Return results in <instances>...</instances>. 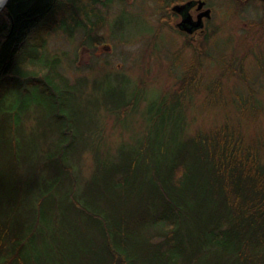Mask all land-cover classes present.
<instances>
[{
  "label": "trees",
  "instance_id": "1",
  "mask_svg": "<svg viewBox=\"0 0 264 264\" xmlns=\"http://www.w3.org/2000/svg\"><path fill=\"white\" fill-rule=\"evenodd\" d=\"M94 1L0 10V264H264L262 139L228 122L188 135L181 102L166 96L148 105L151 128L116 153L83 138L71 100L84 83L71 85L45 47L50 30L95 15ZM103 97L118 115L141 93ZM88 144L97 155L84 181L75 160Z\"/></svg>",
  "mask_w": 264,
  "mask_h": 264
},
{
  "label": "rangeland",
  "instance_id": "2",
  "mask_svg": "<svg viewBox=\"0 0 264 264\" xmlns=\"http://www.w3.org/2000/svg\"><path fill=\"white\" fill-rule=\"evenodd\" d=\"M209 2L213 15L208 31L196 40L171 29L167 0H96V14L82 25L49 31L46 55L59 57V70L71 85L84 83L71 102L79 111L83 138L94 139V151L116 153L143 137L152 126L150 101L166 96L181 102L186 134L228 122L247 141L262 139L264 161V4ZM127 85L130 91L139 90L141 98L134 111L127 113V108L117 115L101 103L103 95ZM42 118L45 122L47 116L40 114ZM35 130L33 136L41 138L40 128ZM89 147L79 146L75 160L84 181L96 164L97 154Z\"/></svg>",
  "mask_w": 264,
  "mask_h": 264
},
{
  "label": "flooded vegetation",
  "instance_id": "3",
  "mask_svg": "<svg viewBox=\"0 0 264 264\" xmlns=\"http://www.w3.org/2000/svg\"><path fill=\"white\" fill-rule=\"evenodd\" d=\"M210 0H167L166 19L171 29L190 39L201 38L208 31L213 15ZM264 4V0H261ZM130 4L132 0H127Z\"/></svg>",
  "mask_w": 264,
  "mask_h": 264
},
{
  "label": "clouds",
  "instance_id": "4",
  "mask_svg": "<svg viewBox=\"0 0 264 264\" xmlns=\"http://www.w3.org/2000/svg\"><path fill=\"white\" fill-rule=\"evenodd\" d=\"M8 0H0V10L3 9L4 5L7 4Z\"/></svg>",
  "mask_w": 264,
  "mask_h": 264
},
{
  "label": "water",
  "instance_id": "5",
  "mask_svg": "<svg viewBox=\"0 0 264 264\" xmlns=\"http://www.w3.org/2000/svg\"><path fill=\"white\" fill-rule=\"evenodd\" d=\"M5 6V5H4Z\"/></svg>",
  "mask_w": 264,
  "mask_h": 264
}]
</instances>
